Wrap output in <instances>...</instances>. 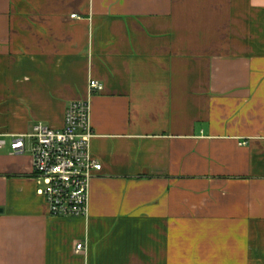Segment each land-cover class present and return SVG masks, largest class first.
<instances>
[{"label":"crops","instance_id":"1","mask_svg":"<svg viewBox=\"0 0 264 264\" xmlns=\"http://www.w3.org/2000/svg\"><path fill=\"white\" fill-rule=\"evenodd\" d=\"M77 100L103 169L53 217L12 139ZM0 141V264H264V0H0Z\"/></svg>","mask_w":264,"mask_h":264},{"label":"built area","instance_id":"2","mask_svg":"<svg viewBox=\"0 0 264 264\" xmlns=\"http://www.w3.org/2000/svg\"><path fill=\"white\" fill-rule=\"evenodd\" d=\"M89 89L95 95L104 91V85L91 80ZM94 136L90 104L77 100L67 107L62 129L54 130L38 123L30 133L13 137L16 154L24 151L26 140H31L37 192L45 199L53 217L89 216L91 182L103 169L91 153ZM4 144L0 141V147ZM84 250L83 244L76 246V252Z\"/></svg>","mask_w":264,"mask_h":264},{"label":"water","instance_id":"3","mask_svg":"<svg viewBox=\"0 0 264 264\" xmlns=\"http://www.w3.org/2000/svg\"><path fill=\"white\" fill-rule=\"evenodd\" d=\"M0 213H2V210H0Z\"/></svg>","mask_w":264,"mask_h":264}]
</instances>
